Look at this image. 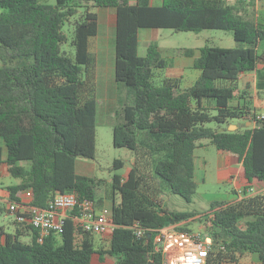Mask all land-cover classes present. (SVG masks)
<instances>
[{
	"label": "trees",
	"instance_id": "16d2710c",
	"mask_svg": "<svg viewBox=\"0 0 264 264\" xmlns=\"http://www.w3.org/2000/svg\"><path fill=\"white\" fill-rule=\"evenodd\" d=\"M141 28L224 29L240 45L202 47L193 62L201 74L186 87L181 76L156 80L166 60L157 42L140 55ZM263 41L264 26L243 0H0V164L21 180L6 188L10 199L29 193V204L46 206L51 195L74 193L103 207L110 198L116 225L107 236L82 232L78 239L70 217L41 242L35 228L26 226L25 234L15 220L12 231L0 226V264H163L154 233L139 237L132 226L154 229L198 215L210 223L207 236L225 247L212 250L205 264H264V126L251 118L264 100L231 106L236 93L245 98L255 90ZM69 42L74 55L65 49ZM120 82L135 89V100L119 124ZM237 120L244 121L231 130ZM211 121L225 126H207ZM100 126L112 127L115 146L134 154L127 177L115 173L104 197H97L100 180L75 168L78 157L95 158ZM146 129L173 138L146 146L138 141ZM162 149L172 155L155 164L153 154ZM218 156L241 165L232 201H215L203 214L162 207L161 178L191 202L200 185L218 181ZM123 166L115 159L113 169Z\"/></svg>",
	"mask_w": 264,
	"mask_h": 264
},
{
	"label": "rangeland",
	"instance_id": "374dc122",
	"mask_svg": "<svg viewBox=\"0 0 264 264\" xmlns=\"http://www.w3.org/2000/svg\"><path fill=\"white\" fill-rule=\"evenodd\" d=\"M44 3L56 4L57 0H40ZM139 0H131L132 3H137ZM147 3H158L161 0H141ZM239 0H226L227 3L237 2ZM246 9L252 14L251 19L255 21L263 22L264 24V0H249L246 4ZM68 26L65 30L69 33ZM152 42H157L160 47L161 57L166 60V66L163 68H157L156 80H161L163 76L169 72H173L175 68H182V70H189L193 67V61L196 55L202 47L208 46H239L240 42L236 41L233 33L224 29H204L200 32L195 31H176L171 28H141L140 29V55H145L149 45ZM65 49L72 55L75 54L74 47L70 44L65 45ZM259 54L262 59L258 61L256 68V86L259 99L264 100V41L260 43L258 48ZM199 70V69H198ZM88 82L91 81L90 76L86 77ZM191 82L186 80L183 86H189ZM135 100V89L120 82L118 85L117 94V108L119 114L116 122L123 123L124 121V107L127 104L133 103ZM260 111H264V108H259ZM212 113H216L212 111ZM31 118L24 116L23 123L27 126H31ZM207 126L213 128L223 129L224 124H219L216 121L207 123ZM235 129V128H233ZM172 139L170 133H156L150 130H141L138 134L139 143L146 146H157L165 144ZM214 152V151H212ZM169 151H158L154 155V161L157 163L161 159L167 158ZM84 158V157H78ZM134 158L133 152L126 147H117L114 144L113 128L108 126H100L96 129V155L95 161L97 164L96 174L94 177L100 180V186L97 190V197H104L109 184L106 182L111 180L115 173L123 175L130 165L131 160ZM92 159V160H94ZM115 159H121L125 161V166L113 169ZM222 162V161H221ZM5 171V173H4ZM235 174V172L233 173ZM236 182V180H234ZM20 178L13 177L7 173L6 166L0 164V195H3V191L10 185L18 184ZM163 189V207L174 211H196L200 214L205 213L211 208V204L215 201L229 202L233 200V190L239 187L230 182L228 177H225L223 173L219 175L218 181L213 183H204L200 185L194 194L192 201L189 202L182 196L175 194L170 189V184L167 180L161 178ZM243 196V192L241 193ZM11 201V199H10ZM8 208V206H7ZM7 208L0 212V220L5 222L8 230L12 231L13 218L8 213ZM195 223V222H194ZM199 229L195 226L186 228L202 233L206 238L209 225L204 217H199L196 221ZM244 227V224L241 223ZM23 226L24 233H28V229ZM25 233V234H26ZM80 235V233L78 234ZM83 234H81L82 236ZM103 235V234H102ZM108 234H106L107 236ZM24 240H29V236H24Z\"/></svg>",
	"mask_w": 264,
	"mask_h": 264
},
{
	"label": "built area",
	"instance_id": "2783aa9c",
	"mask_svg": "<svg viewBox=\"0 0 264 264\" xmlns=\"http://www.w3.org/2000/svg\"><path fill=\"white\" fill-rule=\"evenodd\" d=\"M251 118L254 123L264 122V113L254 112ZM242 191L239 190L241 197ZM7 206L18 223L38 231L41 242L51 234L60 233L70 217L75 221L77 233L106 235L116 226L110 219V209L98 207L93 200L81 201L74 193L51 195L46 206L12 200L7 201ZM73 210L77 211L74 215ZM132 227L136 229L139 237L144 236L147 230L154 233V251L161 255L163 264H205L212 250L225 249L224 245H215L209 237L204 238L200 232L182 229L186 228L183 225L173 224L148 229L137 221Z\"/></svg>",
	"mask_w": 264,
	"mask_h": 264
},
{
	"label": "crops",
	"instance_id": "0c3cea01",
	"mask_svg": "<svg viewBox=\"0 0 264 264\" xmlns=\"http://www.w3.org/2000/svg\"><path fill=\"white\" fill-rule=\"evenodd\" d=\"M231 3V2H229ZM249 3V0H243V4L244 6L246 7V4ZM252 15L250 12H249V16ZM256 23L259 25V26H264L263 22H259L256 20ZM140 35V33H139ZM147 53V51H146ZM199 54H200V51H199ZM198 54V55H199ZM196 55L195 58L198 56ZM194 58V59H195ZM194 62V61H193ZM193 65V64H192ZM158 71L160 70H157V73ZM201 74V71L198 70V69H195V68H189V70H182V68H175L174 70V73L173 72H169L167 73L166 75H164L163 77H169V76H181L183 78V83L186 81V80H189V82H191V85H193L195 83V81L199 78ZM189 85V86H191ZM187 87V86H186ZM255 99H259V96L257 94V86H256V77H255V90L249 95V96H246L245 98H242L241 96H239L238 93H236L235 95V98L231 101V106L233 108H236V106H245L246 108L250 105V103L253 101L254 103V100ZM250 100V102H248ZM261 100V99H260ZM204 105L205 106H209V107H212L214 108L215 107V102L213 100H205L204 101ZM252 107V105H251ZM248 109V108H247ZM255 113H261L263 114L264 111H260V110H254ZM241 122L244 121V120H240ZM240 121H233L232 123L234 125H238L240 123ZM248 124V122H247ZM229 128H235L233 127L232 125L229 126ZM237 128V127H236ZM141 131V130H140ZM139 131V132H140ZM138 132V134H139ZM173 138V137H172ZM172 140V139H171ZM170 140V141H171ZM169 141V142H170ZM167 142V143H169ZM165 143V144H167ZM164 144H161V145H157V146H162ZM150 147H156V146H150ZM163 150H168L169 153L167 155V158L165 159H169L172 155V151L171 149H162V150H158V151H163ZM158 151H155L154 154H153V158H154V155L155 153H157ZM213 153V152H212ZM163 160V159H161ZM160 161V160H159ZM158 161V162H159ZM222 161V162H221ZM133 162H134V158L131 160V163L130 165L127 167L125 173L122 175V177L125 179L133 165ZM157 162V163H158ZM154 163L156 164V162L154 161ZM75 168H76V172L80 175H85V176H90V177H94L95 174H96V168H97V164H96V161L95 159L92 160V159H89V158H77L76 159V163H75ZM218 168H219V175L221 173H223V175L225 177H228V180H230V182L232 184H234V186H236L238 183H237V176H238V173L240 171V168H241V165H236L234 163H232L227 157L225 156H218ZM235 172V174H233ZM5 173V171H4ZM218 175V177H219ZM112 180V179H111ZM111 180L107 181L106 183L107 184H110ZM236 180V182L234 181ZM21 181V180H20ZM161 187H162V182H161ZM171 189V187H170ZM163 190V189H162ZM163 195V194H162ZM241 197V196H240ZM30 198V194L29 193H24L22 195V200L21 201H27L28 199ZM10 200V196H9V193L7 191V189H5L3 191V195H0V205H3L7 208V201ZM113 203L114 201L110 198H107L105 201H104V206L103 207H106L107 209H111L112 206H113ZM162 205H163V201H162ZM163 207V206H162ZM164 208V207H163ZM8 210V208H7ZM8 213H10V215L12 216L13 218V224L11 225L13 227L14 225V222H15V216L12 212H10L8 210ZM200 216H196L194 218H191L189 220H183V221H179V222H176L174 224H177V225H183L184 227L187 226L188 228L192 225V226H195V228L198 227V224L196 223V221L198 220ZM195 222V223H194ZM0 226H4L7 231H10L8 230V227L7 225L5 224V222H3L2 220H0ZM191 228V227H190ZM79 233H77V238L80 239L82 238L81 234H83L82 232L80 233V235H78Z\"/></svg>",
	"mask_w": 264,
	"mask_h": 264
},
{
	"label": "water",
	"instance_id": "95a60500",
	"mask_svg": "<svg viewBox=\"0 0 264 264\" xmlns=\"http://www.w3.org/2000/svg\"><path fill=\"white\" fill-rule=\"evenodd\" d=\"M251 124H253L252 122H248V125H251ZM255 125H257V126H264V122H257V123H254ZM233 127H237L236 125H232ZM231 130H232V128H230Z\"/></svg>",
	"mask_w": 264,
	"mask_h": 264
}]
</instances>
